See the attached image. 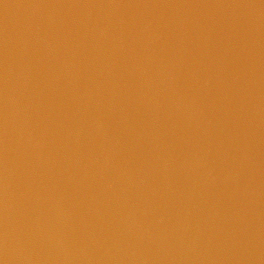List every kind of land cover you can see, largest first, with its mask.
<instances>
[{"label": "water", "instance_id": "1", "mask_svg": "<svg viewBox=\"0 0 264 264\" xmlns=\"http://www.w3.org/2000/svg\"><path fill=\"white\" fill-rule=\"evenodd\" d=\"M0 264H264V0H0Z\"/></svg>", "mask_w": 264, "mask_h": 264}]
</instances>
